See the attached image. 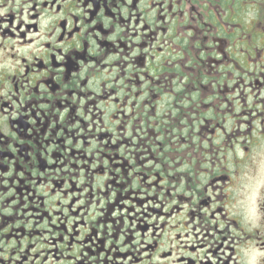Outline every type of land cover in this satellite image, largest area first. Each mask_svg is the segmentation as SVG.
Here are the masks:
<instances>
[{"label": "flooded vegetation", "instance_id": "flooded-vegetation-1", "mask_svg": "<svg viewBox=\"0 0 264 264\" xmlns=\"http://www.w3.org/2000/svg\"><path fill=\"white\" fill-rule=\"evenodd\" d=\"M0 264H264V0H0Z\"/></svg>", "mask_w": 264, "mask_h": 264}]
</instances>
